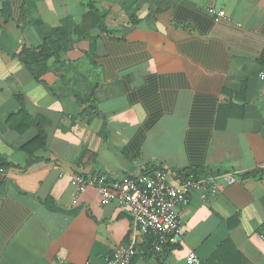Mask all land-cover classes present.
Segmentation results:
<instances>
[{
	"label": "crops",
	"instance_id": "1",
	"mask_svg": "<svg viewBox=\"0 0 264 264\" xmlns=\"http://www.w3.org/2000/svg\"><path fill=\"white\" fill-rule=\"evenodd\" d=\"M88 13L105 30L78 36ZM54 33L57 57L27 68ZM0 158V264H107L132 238L130 264H264V0H0ZM161 168L221 191L192 195L183 242L155 253L75 180Z\"/></svg>",
	"mask_w": 264,
	"mask_h": 264
},
{
	"label": "built area",
	"instance_id": "2",
	"mask_svg": "<svg viewBox=\"0 0 264 264\" xmlns=\"http://www.w3.org/2000/svg\"><path fill=\"white\" fill-rule=\"evenodd\" d=\"M79 191L95 189L101 197L102 206L115 201L122 211H128L134 232L153 234L154 251L160 252L164 245H180L183 233L178 211L188 206L190 198L197 192L212 195L221 191L217 178L176 180L170 182L169 172L160 170L154 175H143L127 181H116L102 175L75 178ZM228 185L235 183L234 177L226 176ZM264 242V231L262 232ZM137 253L135 239L127 248H116L107 264H130ZM58 264H69L60 261ZM186 264H200L194 254L187 257Z\"/></svg>",
	"mask_w": 264,
	"mask_h": 264
},
{
	"label": "trees",
	"instance_id": "3",
	"mask_svg": "<svg viewBox=\"0 0 264 264\" xmlns=\"http://www.w3.org/2000/svg\"><path fill=\"white\" fill-rule=\"evenodd\" d=\"M158 12H161V10ZM102 24V25H101ZM100 21L96 20V18L93 17V14L88 13L86 14V16L84 17V20L82 21L81 25H79L78 27H76V29L74 30V33L78 36H84L85 34H87L90 30H92V28H100V30H105V27L103 25V23ZM57 33H54V35L49 36L47 38L43 39V45L40 47V49L38 50H23L20 55H19V59L20 61L27 67L30 69L31 65L34 64H44L48 61V59H50V57L52 56H56V52H60L61 48L64 47L67 43V36L65 35L64 38L62 40H59L60 37L58 35H56ZM61 42V43H60ZM52 46H56V52L52 54L51 52V47ZM57 57V56H56ZM227 89H229V86H226L223 90V95L222 97H226L227 98ZM38 140L37 142L40 140L42 146L45 147V142H46V133L44 130H39L38 132ZM7 164L0 158V167H6ZM160 170H164L169 172L166 169H159ZM177 177L180 180H187L190 177L195 178L192 173H188V174H178ZM196 179V178H195ZM154 240V239H153ZM171 246V245H168ZM165 247H163L162 249H164ZM169 248H176L174 246L169 247ZM154 252V249H153ZM155 253V252H154ZM217 255V254H216ZM216 257V256H214ZM241 258V264H249L245 259Z\"/></svg>",
	"mask_w": 264,
	"mask_h": 264
}]
</instances>
